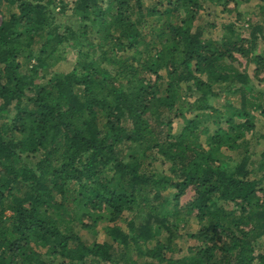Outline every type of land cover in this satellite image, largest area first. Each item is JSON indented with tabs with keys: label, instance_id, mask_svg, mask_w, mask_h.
Segmentation results:
<instances>
[{
	"label": "trees",
	"instance_id": "1",
	"mask_svg": "<svg viewBox=\"0 0 264 264\" xmlns=\"http://www.w3.org/2000/svg\"><path fill=\"white\" fill-rule=\"evenodd\" d=\"M260 75L264 0H0V264H264Z\"/></svg>",
	"mask_w": 264,
	"mask_h": 264
},
{
	"label": "rangeland",
	"instance_id": "2",
	"mask_svg": "<svg viewBox=\"0 0 264 264\" xmlns=\"http://www.w3.org/2000/svg\"><path fill=\"white\" fill-rule=\"evenodd\" d=\"M232 7H233L232 3L228 5L226 9L231 10V12L228 13L226 11L222 12L221 7H217V10H216L214 6L205 3L204 7L199 11V13H197V17L195 18V21H194V28L195 27L203 28V35L206 38L218 40V39L224 38L225 35H227V31L226 29H224V26L227 24L228 21H231V22H235L234 24H235V27H237L238 29L237 30L238 34L241 33L242 37L246 36V31L244 29L245 27L244 20L248 17L247 13H250L253 11L252 4L241 2L238 5L236 11L233 10ZM237 12H240L242 16L240 17V19L236 21ZM235 27H233V29H236ZM37 47L38 45L35 44L33 46V49H36ZM67 56L68 57L66 60H63V61L58 60L57 62H55L53 65L55 66L54 68L64 70L68 68L69 66H72L73 64L72 54L69 53ZM19 59H20L22 66H24L25 63H28L27 59L25 60L21 58ZM238 59H239V63H241V67H244L246 65V60L242 57H239ZM248 68H249V73H251L252 69L254 68V65L250 64ZM260 77L262 78V81L259 82V88L264 89V76L260 75ZM247 138H248V144H249L248 150L251 153L250 161H252L249 167L254 172H256L257 166H258V160L259 159L262 160L263 155H264V117L259 112L255 113L254 128L252 129L250 133H248ZM225 154H227L226 159H228L231 164L236 163L240 158V156L235 151H226ZM261 172L263 171L261 170ZM193 192L194 191L192 189H188L186 193L180 197L179 204L184 205L186 202H188L193 196ZM260 196L264 198V192L260 193ZM121 223H122L121 224L122 229L123 228L125 229L126 228L125 223L124 222H121ZM76 229L79 230L81 235L86 240L92 239V233L90 231L84 228H81V227H76ZM98 230L99 232H101V228H98ZM196 230L197 228L194 222L188 225H185V226H183L182 223L178 225L179 237L176 239V241L178 242V245L181 249L180 255L187 254L188 253L187 248L189 246H192L195 243L194 240L186 236L187 235L186 233L195 232ZM263 241H264V237H261L257 240L258 248H261ZM134 254L135 252H133V255ZM135 257H136L137 263L140 264L141 257H138V256H135Z\"/></svg>",
	"mask_w": 264,
	"mask_h": 264
}]
</instances>
